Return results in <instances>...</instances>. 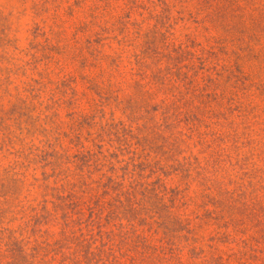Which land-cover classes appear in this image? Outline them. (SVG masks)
<instances>
[{"label":"rangeland","instance_id":"1","mask_svg":"<svg viewBox=\"0 0 264 264\" xmlns=\"http://www.w3.org/2000/svg\"><path fill=\"white\" fill-rule=\"evenodd\" d=\"M0 264H264V0H0Z\"/></svg>","mask_w":264,"mask_h":264}]
</instances>
